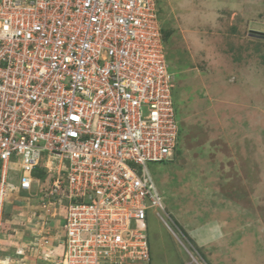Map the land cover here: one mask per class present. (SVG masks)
Instances as JSON below:
<instances>
[{
  "label": "built area",
  "instance_id": "2783aa9c",
  "mask_svg": "<svg viewBox=\"0 0 264 264\" xmlns=\"http://www.w3.org/2000/svg\"><path fill=\"white\" fill-rule=\"evenodd\" d=\"M173 90L157 0H0V223L23 206L49 264H150Z\"/></svg>",
  "mask_w": 264,
  "mask_h": 264
},
{
  "label": "rangeland",
  "instance_id": "374dc122",
  "mask_svg": "<svg viewBox=\"0 0 264 264\" xmlns=\"http://www.w3.org/2000/svg\"><path fill=\"white\" fill-rule=\"evenodd\" d=\"M157 2L180 131L148 167L178 239L148 211L150 264H264V0ZM22 210H2L0 264H49Z\"/></svg>",
  "mask_w": 264,
  "mask_h": 264
},
{
  "label": "bare ground",
  "instance_id": "6f19581e",
  "mask_svg": "<svg viewBox=\"0 0 264 264\" xmlns=\"http://www.w3.org/2000/svg\"><path fill=\"white\" fill-rule=\"evenodd\" d=\"M177 239H178V237H177Z\"/></svg>",
  "mask_w": 264,
  "mask_h": 264
}]
</instances>
